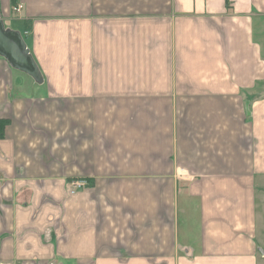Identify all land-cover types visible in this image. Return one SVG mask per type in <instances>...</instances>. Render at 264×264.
Masks as SVG:
<instances>
[{
  "label": "crops",
  "instance_id": "crops-1",
  "mask_svg": "<svg viewBox=\"0 0 264 264\" xmlns=\"http://www.w3.org/2000/svg\"><path fill=\"white\" fill-rule=\"evenodd\" d=\"M16 4L0 264H264V0Z\"/></svg>",
  "mask_w": 264,
  "mask_h": 264
},
{
  "label": "water",
  "instance_id": "water-1",
  "mask_svg": "<svg viewBox=\"0 0 264 264\" xmlns=\"http://www.w3.org/2000/svg\"><path fill=\"white\" fill-rule=\"evenodd\" d=\"M0 56L9 61L12 67L43 82L41 71L31 55L20 31L6 28L0 10Z\"/></svg>",
  "mask_w": 264,
  "mask_h": 264
},
{
  "label": "built area",
  "instance_id": "built-area-1",
  "mask_svg": "<svg viewBox=\"0 0 264 264\" xmlns=\"http://www.w3.org/2000/svg\"><path fill=\"white\" fill-rule=\"evenodd\" d=\"M22 4H17L15 7H13V11L16 14H20L23 10ZM90 186V182L87 178H78L71 180L69 182V194L70 195H76L80 190H83Z\"/></svg>",
  "mask_w": 264,
  "mask_h": 264
},
{
  "label": "trees",
  "instance_id": "trees-1",
  "mask_svg": "<svg viewBox=\"0 0 264 264\" xmlns=\"http://www.w3.org/2000/svg\"><path fill=\"white\" fill-rule=\"evenodd\" d=\"M11 3L13 5V7H15L17 4H16V0H11ZM6 121H0V137L3 138L4 137V128L6 126Z\"/></svg>",
  "mask_w": 264,
  "mask_h": 264
},
{
  "label": "rangeland",
  "instance_id": "rangeland-1",
  "mask_svg": "<svg viewBox=\"0 0 264 264\" xmlns=\"http://www.w3.org/2000/svg\"><path fill=\"white\" fill-rule=\"evenodd\" d=\"M14 12V11H13ZM15 13V12H14ZM16 14V13H15Z\"/></svg>",
  "mask_w": 264,
  "mask_h": 264
}]
</instances>
